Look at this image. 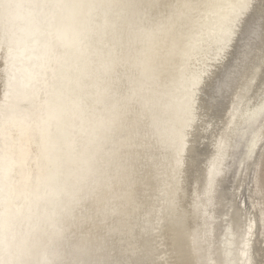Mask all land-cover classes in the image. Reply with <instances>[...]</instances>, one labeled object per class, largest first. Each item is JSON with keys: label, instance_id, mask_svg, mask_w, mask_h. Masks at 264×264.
<instances>
[{"label": "rangeland", "instance_id": "rangeland-1", "mask_svg": "<svg viewBox=\"0 0 264 264\" xmlns=\"http://www.w3.org/2000/svg\"><path fill=\"white\" fill-rule=\"evenodd\" d=\"M186 2L0 0V264H264V238L244 219L264 181V138L249 151L264 116L224 159L259 72L264 0ZM225 78L215 110L201 104L189 122L190 92L207 100ZM55 92L62 117L48 118ZM43 120L58 135L48 154ZM131 127L147 149L126 142Z\"/></svg>", "mask_w": 264, "mask_h": 264}, {"label": "snow or ice", "instance_id": "snow-or-ice-1", "mask_svg": "<svg viewBox=\"0 0 264 264\" xmlns=\"http://www.w3.org/2000/svg\"><path fill=\"white\" fill-rule=\"evenodd\" d=\"M250 5L249 3L245 2L242 6V11L245 8H248ZM197 7L195 0H187L184 5L185 9H195ZM231 32H236V27H231ZM259 36H260V43H261V54H260V62L257 64L255 62L252 63L253 71L259 67L261 76H264V19L261 20L259 25ZM180 37L174 36L169 39H165L162 41V44L165 48L175 49L179 46ZM249 46L254 47V39L249 40ZM207 84V82H205ZM229 80L225 78L224 80L220 81L219 84H212L208 85V98L204 100L203 97H197L195 91H191L189 97L187 98V115L189 118V122H191L196 116V110L200 109L201 104L203 105V111L205 113H209L210 111H214L217 107L220 96L225 93L227 88L229 87ZM205 87L201 86V91H204ZM261 95L264 96V89L261 91ZM210 120V117H209ZM183 135V132H181ZM126 142L133 146V147H140L143 146L145 149L149 147L146 137L144 136L143 130L131 127L128 130V133L125 137ZM141 141L143 144L141 145ZM182 143V141H181ZM179 151V149H178ZM115 155V153H114ZM188 168V157L185 154L183 157V162L181 163L180 158H177V168L175 169L176 178L179 179L183 176ZM248 199V198H247ZM246 213H250V215H246L244 217L246 223V230H248L252 235L257 234V230L259 228V234L264 238V181L260 182L259 186V198L253 197L252 198V206H248L244 210ZM178 220L182 222V217L178 214ZM255 224V229H252V224Z\"/></svg>", "mask_w": 264, "mask_h": 264}, {"label": "bare ground", "instance_id": "bare-ground-1", "mask_svg": "<svg viewBox=\"0 0 264 264\" xmlns=\"http://www.w3.org/2000/svg\"><path fill=\"white\" fill-rule=\"evenodd\" d=\"M75 11H77V10H75ZM29 32H31V27H29L25 31L24 36L29 35ZM19 46L24 47L23 42H20ZM23 47L20 49L22 50ZM21 78L22 79L24 78L23 75L17 73V75L14 76L11 85L14 86ZM21 82L22 81H20L19 83H21ZM248 83L249 84L245 86V89H244L245 92H244L242 101L239 104L238 112L235 114V118H234V120L231 124L230 130H229V135H228V138L226 140L227 145L225 144V153L226 154L224 156V159L227 157L228 153L230 152V150L232 148L230 146L232 143V140H234V138L238 137V134H239L238 130H241V132H242L241 138L245 137V131L248 130L249 128L253 129L254 124H256V122L264 116V96L261 95V91H262V89H264V76H261L260 70L255 76H252L250 82H248ZM12 86H11V89H12ZM11 93H13V90L11 91ZM62 99H63V96H62L61 92L53 93V95L51 96V99L49 101L50 105H48V108H49V111L47 112L48 118L49 117L50 118H53V117L59 118V116H60V118L62 117L61 110H59V112H56V113L53 110L52 111L50 110L51 105L59 103L60 101H62ZM13 108H14L13 100H7V103L3 108V116L6 118V121L13 117V115H14ZM42 125H43L42 126V133L41 132L39 133V139H40V142L42 141V147H43L44 151L48 154L50 148L54 149L55 146L57 145L58 135H56V134L54 135L51 132L47 131L46 122L44 120H43ZM242 126L243 127L245 126L244 130L241 129ZM263 138H264V136L260 133V130H258V131L255 130L254 137L252 139V142L249 145V151L253 152L254 148L257 146V144ZM3 150L0 151V160L3 157H6V156H3V154H5V152L3 153ZM8 150H9V153H8L7 157L13 162L14 156L12 155V153L14 154V151L12 148H10ZM6 154H7V152H6ZM261 181H263V178L255 179V185H257V187H258V192H259V186H260Z\"/></svg>", "mask_w": 264, "mask_h": 264}]
</instances>
